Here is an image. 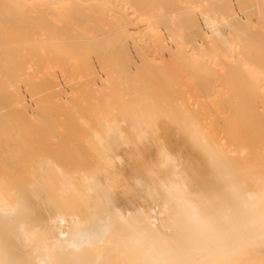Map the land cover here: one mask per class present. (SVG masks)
<instances>
[{"label":"bare ground","instance_id":"obj_1","mask_svg":"<svg viewBox=\"0 0 264 264\" xmlns=\"http://www.w3.org/2000/svg\"><path fill=\"white\" fill-rule=\"evenodd\" d=\"M77 1L105 2L0 0V174L10 179L0 177V264H264V145L252 158L237 145L223 146L183 96L172 95V86L190 80L208 98L213 83L208 73H194L196 58L220 44L227 59L238 55L248 66L255 58L247 49L259 47L261 34L241 32L243 38L255 32L253 43L239 30L230 39V30L246 21L233 0H218L219 11L208 9L209 0H187L206 8L195 15L171 7V0H135L151 28L141 48L130 38L124 7L114 30L87 41L71 33L89 19L74 12ZM248 1L264 13V0ZM90 44L100 46L85 48ZM46 48L56 51L46 58ZM135 50L174 59L148 62ZM66 74H80L86 92L113 88L124 102L115 110L103 98L104 107L72 119L81 128L71 132H79L64 131L72 123L61 119L63 132L53 111L37 113V100L48 90L55 99L69 92L58 88Z\"/></svg>","mask_w":264,"mask_h":264},{"label":"rangeland","instance_id":"obj_2","mask_svg":"<svg viewBox=\"0 0 264 264\" xmlns=\"http://www.w3.org/2000/svg\"><path fill=\"white\" fill-rule=\"evenodd\" d=\"M104 1L106 2V4L104 2V4H102V5L98 4L96 1L95 2H93V1H90V2L77 1V3L79 4L78 5L79 7L76 8V11L74 9V12L76 13V12H78V10L81 9V11H79V13H81V14L84 13V15L86 14L87 16H89V19H87L88 21L85 22L84 24H81L79 26L78 25L75 26V29H73L72 30L73 32H71V33L72 34L74 33V35H76V36H77V34L80 33L79 35H82L85 37L83 39H85L87 41H89L90 39H93V41L95 42V40L98 39L96 37L98 35V33L103 32V33L107 34L109 31L114 30V27H115L116 21H117V20H115L117 17L116 12L117 11L119 12L121 10V8L124 7L126 12L131 15L130 17L132 19V22H131L132 25L129 26V29L131 28L129 31L131 34L130 38H132L134 41H137L135 43V44H137L136 47L141 48V46H142L141 40H144L145 38H147V33L149 32V30H151V28L147 25L146 20H148V19H146L145 13L142 10L140 11L139 8L137 7V5L134 3L135 0H133V5L132 4H124L123 0H104ZM215 1L216 0H214V1L209 0L211 5H210V7H208L209 5H206V7H208V9H211V10L219 11L221 8L218 10V3H220L222 5V2H218V0H217L216 1L217 4H216ZM193 2L194 1H192V3ZM231 2H232V0L229 3L230 5H231ZM186 3H188V4H186ZM186 3H185V0H184V3H183V1L181 2L179 0L169 1V4L171 7L175 6L176 10H180L182 12L185 11V13L187 15H192V14L195 15V13L198 10H200V11L202 10L204 12V10H203L204 5H202L203 7L201 6L202 7L201 8V7L196 6L197 5L196 2L191 4L190 2H188L186 0ZM189 3H190V5H189ZM194 4H196L195 5L196 8H195V6H191ZM0 5H1V3H0ZM230 5H229V8H227V9H230L233 6V9L235 8L234 9L235 11L233 9L232 10L234 12H236V14L239 13L238 16L237 15L236 16L239 17L241 14L240 18L244 17L246 19V21L243 23L245 25H243L242 28H241L242 25H240V27H238V28H241L242 30L238 29L237 26H236L237 29H235V27H234L230 30L231 33L230 32H229L230 34L228 33L230 36V39L231 38L233 39L234 36H235V38L236 37L238 38L240 35V38H242V40L245 38L248 40V39H250L249 37L251 35H254V33L256 31H257V33L259 32L261 34V35L258 34L260 36L258 39L259 40L258 42L253 40L254 42H257L258 45L260 44L259 47L257 46L258 48L256 47L257 44L252 45L250 43V42H252V39H250V42L248 41V44L252 45L253 47L255 46L254 48H256L257 50L256 49L253 50V47L250 46V47H252V49L251 50L247 49V51L249 50L247 55H249V57H252L255 59L251 60L249 62L250 64L248 66H242V64L239 62L241 56L239 58V56L237 55V60L227 59L226 55L224 54V51L220 50L221 47L219 44L218 45L219 49H217L216 52L213 51V52L209 53V52L204 51V56H205L204 59L206 61H204L203 58H202V60H201V58L199 60L198 59L199 57L196 58V60L194 62H196V64L198 65L197 67H199V69L196 67V65L194 67L191 66L192 69L193 68L195 69V72H194L195 74L199 72L198 75L201 74L203 76L205 75V77H206V74L208 73L207 76H208V78L211 79V81L213 83L212 91L210 93L211 95L208 96V98H206V99L200 97L199 94L195 91L194 82H192L190 80L189 81L187 80V82H186L187 84L185 85L186 87H183V86L180 87L177 85L172 86V95H173V99L182 95L183 97L182 96L181 97L186 101V104H187L186 106L187 107L190 106L188 108L193 112L192 114H195L199 118L201 123H203V125L205 126L206 131L208 133L213 134V136H215V138H217V140L220 141V143L223 146H232L233 147V146L237 145L240 147L241 151L247 155L248 158H252L253 155L259 151L261 146L264 145V60H263L264 59V53H263L264 52V47H263L264 46V36H263L264 35V23H263L264 13H258L254 9H252L251 8L252 4H251V2L249 3L248 0H247V2H245V0H233L231 7H230ZM198 6H200V5H198ZM178 7L181 9H183V8L184 9L181 10ZM189 8H191V9H189ZM194 10L196 12H193L191 14V11H194ZM225 14H226V12H225ZM87 16H86V18H87ZM59 17H60V15H59ZM59 17H58V19H60ZM61 17L63 18V16H61ZM64 18H65V16H64ZM144 18L146 20H144ZM143 21H145V22H143ZM201 22H202V19H201ZM158 24H154L153 26L156 27V26H158ZM108 29H110V30H108ZM251 29L255 30V32L253 31L254 32L253 34H250V36H247V35H249L247 33L248 32L250 33ZM157 30L159 31V34H161L163 36L165 35V31H163L164 30L163 27H161V28L159 27ZM233 30L234 31L236 30V32H234ZM238 30H239V33L244 31L243 33H246L247 35L245 34L244 38L242 37L244 35L243 33H241L242 35L239 33H238L239 35H237ZM85 33H86V35H85ZM233 34H234V36H233ZM102 35H104V34H102ZM99 37H100V39L102 38L101 35ZM262 37H263V39H262ZM105 39L106 38H104L103 40H105ZM93 41H91L89 43H92ZM261 41H263V42H261ZM94 42L92 44H94ZM97 46L99 47L100 45L95 46V45L90 44L89 46H86L85 48H87L89 50H93V49H96ZM262 47H263V52H261ZM40 48H42V47H40ZM136 49H138V48H136ZM42 51L46 52V58H48L47 55H52V53L56 50L53 48H49V49L46 48L44 50L42 49ZM222 51H223L224 57L222 56V53H221ZM256 51H258L259 54L260 53H262V54L259 55ZM135 52H137V53L134 56L141 58V60L143 59L142 57H148L149 56L148 57L149 59H147V58L143 59V60L146 59V61H148V62L149 61L152 62L156 58H157L158 63H160L161 60H162V62L166 61V60L168 62L170 59H171V61L174 59L173 56L170 57V56L166 55L167 57H170V59H169L164 55L161 58L162 55H160V54H156V55L152 54L153 55L152 56L148 52H147V54L145 52V55H148V56H144V54L142 56L140 51L138 52L137 50H135ZM256 54H257V56H256ZM90 56H92L91 58H93V59H96V57H97L95 54H92ZM134 56H132L131 58L134 59L135 58ZM261 56H263V57H261ZM152 57H154V58H152ZM188 58H189V62L191 63L192 61H190V56H188ZM164 59H166V60H164ZM249 59H251V58H249ZM254 60L257 62H255ZM202 61L209 64V66L207 64L204 65V63H202ZM253 61L255 63H253ZM194 62H192V64ZM49 63H50V61H49ZM36 67H38V65ZM200 67H201V69H200ZM204 68H205V70H204ZM59 69L60 68L55 69L56 71L54 70L53 72L54 73L56 72V74H57L60 71ZM196 69H198V71H196ZM97 71H98V67L95 68L94 72L97 73ZM96 73H94V74H96ZM233 73H234L235 77H233ZM171 74H172V71H171ZM229 74H230V76H229ZM69 75L70 74H66L63 77V79H61L62 77L58 78L59 83H61V84L58 83V88L61 87L62 88L61 91L63 89L71 88V90L69 89L70 91L64 93V96H61V98L59 96L58 99H55L57 97L50 95V91L48 89L47 90L49 91V93H47L48 91H46L45 93L42 94L44 97H47L46 94L50 95V97L45 98V99H47L46 101L44 99H43L44 101L42 100V98H44V97L40 93L38 94V97L41 95V98H38L36 96L38 98V100L35 98V96L33 94H29V95H31V97L34 96L31 98V101L33 99V101L37 100L39 102V103H37V101H35L39 106V107L37 106V108H38L37 113L38 114H40L42 116H48L49 111L50 112L53 111L52 115L55 113L53 118L55 119V122L57 123L59 129H61V126H59L58 122L60 123L61 119H63L65 122H67L66 120L71 119V121L68 120V122L72 123V124H70L71 126H68L69 123L68 124L65 123L67 128L65 127V125L62 126L64 131L68 132L67 130H69L68 133H70V134L74 133V132H79L76 129H78L80 126L79 127L75 126L77 123L76 122H75L76 124L73 123L74 121L72 119L74 118L77 120V118H75V117H79L83 112H84V114L86 113L88 116L89 113L87 111L92 109L93 105H94V107L95 106L97 107L100 105H102V107H104V103H103L104 99L103 98H105V99L109 98V100L111 102L108 100V106L114 107L115 110L118 108V106L121 103L124 102V101L122 102L121 98L118 96V92H115L113 88H110L107 86L105 87V85L103 87H101L100 89L98 86L94 85L91 87V88H93V90H91V91L88 90L87 91L88 94H87V92H86L87 87L83 86L81 84L82 82L81 83L78 82L80 79V77H79L80 74L79 75L75 74L77 76H75L74 78H72ZM60 76H63V75H60ZM77 78H79V79H77ZM82 78L83 79H90V76L85 75ZM185 78H186V76H185ZM185 78H182V79H185ZM33 79L35 81L37 80L36 83H39L42 81L40 78H38L36 76ZM212 79H214V80H212ZM234 79H236V80H234ZM108 80H109V78H108ZM230 80H232V82ZM58 81H56V82H58ZM75 81L78 82L79 84H77ZM62 82H63V84H62ZM64 86H66V88ZM95 90H96V92H95ZM126 91L127 90H125V92ZM95 93H97V94H95ZM51 96L54 98H52ZM97 96L99 97L98 99H97ZM86 98H87L88 102H86L87 101ZM88 98H90V99H88ZM185 98L188 100H186ZM51 99H53V100H51ZM91 99H93V100H91ZM69 100L72 104L68 103ZM89 100H91L92 102ZM95 100H97V101H95ZM81 101H84L85 106H82L83 102H81ZM75 102H77V103H75ZM89 102H91L90 108L88 107V106H90ZM67 104L68 105L70 104L71 106L69 105V107H68ZM66 105H67V108H66ZM72 107L74 109H72ZM192 107H193V109H192ZM97 108H99V107H97ZM71 110H73V112ZM75 110L77 111L76 112L77 116H75V113H74ZM60 113L64 114V116L60 117L59 119L56 118L55 116L61 115ZM69 114H71V116ZM84 114L81 116L85 117L86 114L85 115ZM67 115H68V117H67ZM72 115H73V117H72ZM35 120H36V117L33 121H35ZM36 123H38V124H36ZM35 124H36V126H39V121L34 122V125ZM61 124L62 123H60V125ZM73 128H76V129H74V131L71 132V130H73ZM63 129H61V130L63 131ZM36 131H38V130L36 129ZM119 153H120V150H119ZM123 154H125V153H121V155L125 157L126 155H123ZM0 175H1L0 177L6 179L7 181L9 180V182H10V179L8 177H6L4 174H3V176H2V174H0ZM17 179L18 178H16L14 181H12L13 184H15V185L20 184V181H19L20 179L19 180H17ZM16 180L19 181V183L16 184V182H15Z\"/></svg>","mask_w":264,"mask_h":264}]
</instances>
